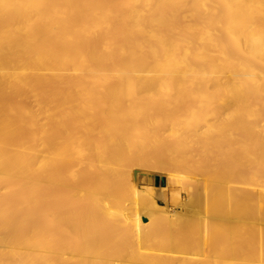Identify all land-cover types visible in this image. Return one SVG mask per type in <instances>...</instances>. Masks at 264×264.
I'll list each match as a JSON object with an SVG mask.
<instances>
[{
    "label": "bare ground",
    "instance_id": "bare-ground-1",
    "mask_svg": "<svg viewBox=\"0 0 264 264\" xmlns=\"http://www.w3.org/2000/svg\"><path fill=\"white\" fill-rule=\"evenodd\" d=\"M0 264H264V0H0Z\"/></svg>",
    "mask_w": 264,
    "mask_h": 264
},
{
    "label": "rangeland",
    "instance_id": "rangeland-1",
    "mask_svg": "<svg viewBox=\"0 0 264 264\" xmlns=\"http://www.w3.org/2000/svg\"><path fill=\"white\" fill-rule=\"evenodd\" d=\"M155 177H158V184L156 185V187H159V186H163L164 185V182H165V177H166V175H165V173H156L155 174ZM174 184V186L172 187V185ZM170 189L172 188V191L173 192H177L178 190V193L180 194V196L182 197V198H184L185 197V194H186V191L184 190V188H183V186L181 185V183H179V182H177V184H176V182H173L171 185H170V187H169ZM180 188H182V189H180ZM181 190H183L182 192H181ZM167 198H168V201L170 202V194H167ZM155 203L157 204V205H160V206H164V204H163V202L161 201V200H155ZM171 204V203H170ZM170 207H172V204L170 205Z\"/></svg>",
    "mask_w": 264,
    "mask_h": 264
},
{
    "label": "water",
    "instance_id": "water-1",
    "mask_svg": "<svg viewBox=\"0 0 264 264\" xmlns=\"http://www.w3.org/2000/svg\"><path fill=\"white\" fill-rule=\"evenodd\" d=\"M158 180H159L158 177H155V178H154V184H155V185L158 184Z\"/></svg>",
    "mask_w": 264,
    "mask_h": 264
}]
</instances>
